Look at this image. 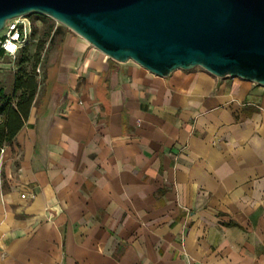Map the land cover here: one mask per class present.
<instances>
[{
    "label": "crops",
    "instance_id": "1",
    "mask_svg": "<svg viewBox=\"0 0 264 264\" xmlns=\"http://www.w3.org/2000/svg\"><path fill=\"white\" fill-rule=\"evenodd\" d=\"M54 46L0 153V264H264V87Z\"/></svg>",
    "mask_w": 264,
    "mask_h": 264
},
{
    "label": "water",
    "instance_id": "2",
    "mask_svg": "<svg viewBox=\"0 0 264 264\" xmlns=\"http://www.w3.org/2000/svg\"><path fill=\"white\" fill-rule=\"evenodd\" d=\"M30 15L160 78L200 68L264 87V0H0V32Z\"/></svg>",
    "mask_w": 264,
    "mask_h": 264
},
{
    "label": "trees",
    "instance_id": "3",
    "mask_svg": "<svg viewBox=\"0 0 264 264\" xmlns=\"http://www.w3.org/2000/svg\"><path fill=\"white\" fill-rule=\"evenodd\" d=\"M43 26L40 30L39 41L33 56L30 71L20 68L12 78L10 91L0 88V153L1 149L11 143L23 128L29 112L33 106H38L48 94L52 86V79L48 76V69L43 71L41 81H38L36 68L40 64V57L44 46L47 44L46 52L51 50L55 44H61L65 36L70 33L61 26H54L53 21L47 17L39 16ZM36 30L33 29L32 37ZM28 44L24 46L18 55L19 66L28 64ZM1 57H3L1 55Z\"/></svg>",
    "mask_w": 264,
    "mask_h": 264
},
{
    "label": "rangeland",
    "instance_id": "4",
    "mask_svg": "<svg viewBox=\"0 0 264 264\" xmlns=\"http://www.w3.org/2000/svg\"><path fill=\"white\" fill-rule=\"evenodd\" d=\"M29 17L33 21V29L36 30V33L32 37V40L30 41V43L28 44V49H27V56L29 58L28 64H25L22 67L19 66L20 54L14 58L8 57V56L0 57V88L1 87L5 88L7 92L10 91L12 78L18 69L22 68L25 71L31 70V65L33 63V56L35 54V51L38 45L40 30L43 26V23L41 22V19L39 18L38 15H30ZM54 26L57 27L60 25L59 24L56 25L54 23ZM46 49H47V44L44 46L42 50L41 57H40V64L37 66V68L39 69V73L37 74L38 81L42 80L43 71L48 69L49 65L52 63L51 60H52L53 55L55 54L57 46H54L53 49L47 52H46Z\"/></svg>",
    "mask_w": 264,
    "mask_h": 264
},
{
    "label": "built area",
    "instance_id": "5",
    "mask_svg": "<svg viewBox=\"0 0 264 264\" xmlns=\"http://www.w3.org/2000/svg\"><path fill=\"white\" fill-rule=\"evenodd\" d=\"M54 23L57 25L56 22ZM32 32L33 21L29 16L7 21L0 32V57L1 55L16 57L20 50L32 40ZM38 73L39 69L37 68L36 74Z\"/></svg>",
    "mask_w": 264,
    "mask_h": 264
}]
</instances>
